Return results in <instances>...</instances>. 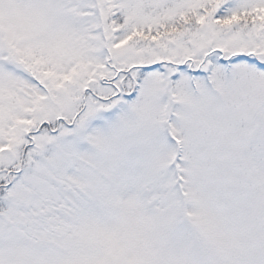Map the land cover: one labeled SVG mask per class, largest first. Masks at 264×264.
<instances>
[{
    "label": "snow or ice",
    "instance_id": "1",
    "mask_svg": "<svg viewBox=\"0 0 264 264\" xmlns=\"http://www.w3.org/2000/svg\"><path fill=\"white\" fill-rule=\"evenodd\" d=\"M0 264H264V0H0Z\"/></svg>",
    "mask_w": 264,
    "mask_h": 264
}]
</instances>
